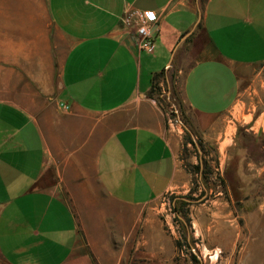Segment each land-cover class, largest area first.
Returning a JSON list of instances; mask_svg holds the SVG:
<instances>
[{"label": "crops", "instance_id": "obj_1", "mask_svg": "<svg viewBox=\"0 0 264 264\" xmlns=\"http://www.w3.org/2000/svg\"><path fill=\"white\" fill-rule=\"evenodd\" d=\"M131 8L157 15L152 53ZM46 15L52 34L5 24L0 45V264H140L137 207L182 183L156 86L181 74L188 127L220 136L249 115L264 148V0H47Z\"/></svg>", "mask_w": 264, "mask_h": 264}, {"label": "rangeland", "instance_id": "obj_2", "mask_svg": "<svg viewBox=\"0 0 264 264\" xmlns=\"http://www.w3.org/2000/svg\"><path fill=\"white\" fill-rule=\"evenodd\" d=\"M205 1L197 0L199 7ZM46 3L0 0L2 50L5 24L9 29L25 25L24 29L42 27L53 33ZM170 76L155 87L151 98L163 114L164 129L180 136L182 183L137 207L140 245L136 256L140 264L147 259L150 264H264V173L259 172L264 148L253 147L252 136L245 131L244 119L250 116L224 115L219 129L225 130L220 136L199 135L189 127L194 138L190 142L192 137L181 123L188 126L191 118L182 97L181 74L173 71ZM251 161L255 166L249 165Z\"/></svg>", "mask_w": 264, "mask_h": 264}, {"label": "built area", "instance_id": "obj_3", "mask_svg": "<svg viewBox=\"0 0 264 264\" xmlns=\"http://www.w3.org/2000/svg\"><path fill=\"white\" fill-rule=\"evenodd\" d=\"M157 20L154 11H141L138 9H127L122 16L124 27L131 31L134 37L135 47L141 51L152 53L155 47V40L152 24Z\"/></svg>", "mask_w": 264, "mask_h": 264}, {"label": "water", "instance_id": "obj_4", "mask_svg": "<svg viewBox=\"0 0 264 264\" xmlns=\"http://www.w3.org/2000/svg\"><path fill=\"white\" fill-rule=\"evenodd\" d=\"M182 38H184V36ZM181 123H182L183 127L189 132V134H190V136L192 137V140H193L194 139L193 138V133L191 132V130L189 129V127L187 125H185L183 122H181Z\"/></svg>", "mask_w": 264, "mask_h": 264}, {"label": "trees", "instance_id": "obj_5", "mask_svg": "<svg viewBox=\"0 0 264 264\" xmlns=\"http://www.w3.org/2000/svg\"><path fill=\"white\" fill-rule=\"evenodd\" d=\"M161 74H162V73H161ZM188 139H189L190 142H191V141L194 142L191 138L188 137ZM192 257H193V256H192ZM193 258H194V257H193Z\"/></svg>", "mask_w": 264, "mask_h": 264}]
</instances>
